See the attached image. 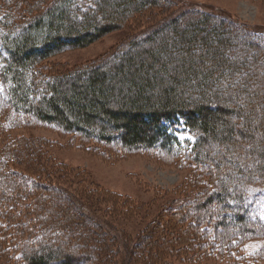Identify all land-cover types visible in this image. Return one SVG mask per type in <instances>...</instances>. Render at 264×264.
Returning <instances> with one entry per match:
<instances>
[{
  "label": "trees",
  "instance_id": "trees-1",
  "mask_svg": "<svg viewBox=\"0 0 264 264\" xmlns=\"http://www.w3.org/2000/svg\"><path fill=\"white\" fill-rule=\"evenodd\" d=\"M183 3L0 0V124H48L87 146L180 158L200 187L167 208L191 204L197 233L203 231L209 242L199 238L195 249L191 240L188 246L179 243L178 234V243L163 248L183 260L224 252L232 264H264V222L252 214L251 195L245 192L248 184L264 181V49L258 46L264 44V26ZM152 12L162 15L99 62L52 68L48 59L53 55L112 30L131 32ZM180 124L193 137L190 147L174 132ZM24 152L30 160L32 152ZM11 159L9 152L0 157L3 263L105 264L98 253L112 250L100 230L103 217L62 189L47 200L56 195L60 209L48 213L42 191L49 185L35 173L11 167ZM246 162L256 165L244 169ZM211 166L223 174L217 189ZM211 203L214 212L207 210ZM63 221L66 227L60 228ZM233 223L237 229L225 232ZM249 237L260 239L259 245L247 248ZM124 241L130 264H139L133 256L142 252V242L127 236ZM166 259L157 264H170Z\"/></svg>",
  "mask_w": 264,
  "mask_h": 264
},
{
  "label": "rangeland",
  "instance_id": "rangeland-1",
  "mask_svg": "<svg viewBox=\"0 0 264 264\" xmlns=\"http://www.w3.org/2000/svg\"><path fill=\"white\" fill-rule=\"evenodd\" d=\"M183 2L196 5L195 7L202 10L223 12L252 26H264V0H183ZM161 15L152 12L143 22L140 21L135 29L130 27L131 32L127 28L112 30L90 44L65 50L48 60L54 70L71 69L86 63L99 62L133 32L142 30L143 26L159 19ZM145 21L147 22L144 23ZM258 46L264 49V44L260 43ZM174 132L182 145L190 147L193 137L183 124L177 125ZM214 141L213 138L209 143ZM23 145L29 148L26 149ZM32 148L34 150H31ZM24 149L29 154L32 152L28 156L30 160H25ZM37 149L40 150V155L37 154ZM4 152L12 154L9 163L11 167L35 173L41 177L40 180L49 185L48 191L41 190L44 196L46 195L43 201L47 204L48 213L52 210L54 214L60 209V201L59 198L55 199L56 195L50 203L47 200L50 195L57 194L62 189L86 204L96 216L103 217L104 223H99L100 230L105 233L103 237H109L107 244L112 250L110 254L104 253L103 250L98 253L99 259L107 260L103 261L105 264H130L131 258L127 257V243L124 241V236L142 242L143 247L138 248L142 252L133 256L139 264H157L163 257H167L166 260L170 264H232L230 262H233L225 258L224 252L208 256L200 253L203 256L198 260H183L176 256L175 252L170 250L168 253L163 248L176 244L175 236L178 234L182 237L179 243L184 242L186 244L184 246H188L191 240V246L195 249H197L196 245H199L196 244L199 238L209 242L208 237L201 234L203 231L197 233L200 225L196 223L198 221L195 217L196 209L192 208L191 204H184L180 210L167 208L185 202V199L192 196L200 187L190 170L191 167L181 165L180 158L158 156L154 152L137 149L129 150L95 144L87 146L82 140L65 132L56 131L48 124L37 123L12 128H5L0 124V157L4 156ZM255 163L246 162L243 167L253 168ZM210 169L213 187L217 189L223 174L212 166ZM252 181L248 180V182ZM248 185L245 192L251 195L254 208V211L251 208L252 214L257 215L259 220L264 222V181ZM30 201L32 200H26L24 204ZM213 203L212 206H206L208 211H215ZM227 216L231 217L229 214ZM66 222L63 221L58 226L64 228ZM216 229L217 227L214 226L213 232ZM233 229H237L234 223L231 228L225 229V232H232ZM184 233L187 239L184 238ZM192 234L195 236L193 240ZM152 236L155 238L152 239ZM259 242L260 239L249 237L246 242L247 248L255 247ZM86 244L85 242L84 245ZM98 244L102 246L101 241ZM181 252L183 250L180 254ZM0 264H5L3 259H0ZM247 264H250V260Z\"/></svg>",
  "mask_w": 264,
  "mask_h": 264
}]
</instances>
